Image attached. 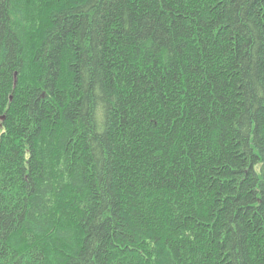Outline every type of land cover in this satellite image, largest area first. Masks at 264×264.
I'll return each mask as SVG.
<instances>
[{"label":"trees","instance_id":"obj_1","mask_svg":"<svg viewBox=\"0 0 264 264\" xmlns=\"http://www.w3.org/2000/svg\"><path fill=\"white\" fill-rule=\"evenodd\" d=\"M0 264H264V0H0Z\"/></svg>","mask_w":264,"mask_h":264}]
</instances>
